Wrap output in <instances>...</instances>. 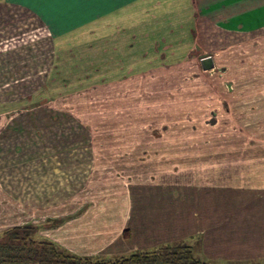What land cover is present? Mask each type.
Wrapping results in <instances>:
<instances>
[{"label":"rangeland","instance_id":"rangeland-1","mask_svg":"<svg viewBox=\"0 0 264 264\" xmlns=\"http://www.w3.org/2000/svg\"><path fill=\"white\" fill-rule=\"evenodd\" d=\"M101 1L88 18L130 0ZM238 2L227 22H239ZM87 4L95 6L97 0ZM199 6L200 45L187 62L68 97L41 95L32 103L31 94L44 87L52 57L49 34L42 26L27 33L16 24V11L1 12L0 104L12 102L16 109H0V233L85 205L92 215L105 204L104 212L114 211L125 222L119 230L130 225L133 214L149 208L193 214L196 205H207L208 170H222L231 157L227 153L233 159L244 151L248 163L264 167V123H256L264 118V107L252 112L228 97L242 86L240 54L251 42L264 41V31H225L224 0H200ZM32 38L38 46H28ZM247 51L248 60L258 58L264 71V57ZM210 61L212 69L205 71ZM256 87L260 93L264 79L247 88ZM196 227L207 231V224ZM194 244L195 254L206 260Z\"/></svg>","mask_w":264,"mask_h":264},{"label":"crops","instance_id":"crops-1","mask_svg":"<svg viewBox=\"0 0 264 264\" xmlns=\"http://www.w3.org/2000/svg\"><path fill=\"white\" fill-rule=\"evenodd\" d=\"M199 1L130 0L88 18L103 3L101 0L92 7L75 0L45 5L37 4L36 0H0V14L7 16V12L12 15L16 11L20 17L16 24L25 26L27 33L42 26L49 34L52 57L44 87L31 94L32 103L34 98L39 101L41 95L52 99L68 97L187 62L200 45ZM236 2L241 18L238 23L227 22L235 15L230 8ZM224 10L225 31L247 34L264 31V0H224ZM24 16L28 22H23ZM203 22L210 24V20ZM262 40L247 47L250 55H254L255 49L260 60L264 57ZM38 44L32 38L28 46ZM247 49L239 59L241 70L245 69L240 76L241 89L233 90L228 97L231 103H244L257 113L264 107V87L260 93H257L259 87L253 88L254 91L247 87L257 86L264 79V71L259 68L258 58L248 60ZM207 63L205 71L212 69V62ZM73 77L75 83H71ZM77 82V87H71ZM9 94L5 91L3 95ZM0 109L13 111L16 107L12 102L2 103ZM256 123H264V118L257 117ZM235 156L227 158L228 164L222 170H208L207 205H196L193 214L185 215L180 209L168 215L166 210L153 212L149 208L133 214L130 225L119 230L125 222L114 216V211L104 212L105 204L96 206L92 215L87 205L79 210L75 206L74 213L69 211L58 219L53 217L34 225L39 230L37 238L51 240L71 253L93 257H116L137 248L148 250L190 240L197 242L199 253L213 263L264 264V167L248 163L244 151ZM256 158L259 159L258 152ZM217 185L223 188L220 190ZM157 206L166 208V205ZM201 224H207L206 232H197L196 226ZM62 238H68L69 246L63 244Z\"/></svg>","mask_w":264,"mask_h":264},{"label":"trees","instance_id":"trees-1","mask_svg":"<svg viewBox=\"0 0 264 264\" xmlns=\"http://www.w3.org/2000/svg\"><path fill=\"white\" fill-rule=\"evenodd\" d=\"M35 229L37 226L23 224L0 233V264H219L199 258L195 242L190 240L116 258H97L77 255L53 241L38 239Z\"/></svg>","mask_w":264,"mask_h":264},{"label":"snow or ice","instance_id":"snow-or-ice-1","mask_svg":"<svg viewBox=\"0 0 264 264\" xmlns=\"http://www.w3.org/2000/svg\"><path fill=\"white\" fill-rule=\"evenodd\" d=\"M60 2H62V0H36V3L37 4H40V5L56 4V3H60ZM75 2H78V3H86L87 0H75Z\"/></svg>","mask_w":264,"mask_h":264}]
</instances>
